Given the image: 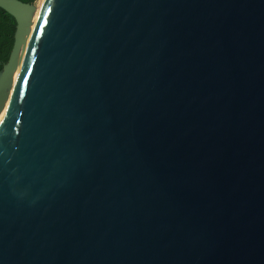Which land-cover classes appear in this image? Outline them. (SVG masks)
<instances>
[{"label":"water","instance_id":"obj_1","mask_svg":"<svg viewBox=\"0 0 264 264\" xmlns=\"http://www.w3.org/2000/svg\"><path fill=\"white\" fill-rule=\"evenodd\" d=\"M0 7V264H264V0Z\"/></svg>","mask_w":264,"mask_h":264},{"label":"trees","instance_id":"obj_2","mask_svg":"<svg viewBox=\"0 0 264 264\" xmlns=\"http://www.w3.org/2000/svg\"><path fill=\"white\" fill-rule=\"evenodd\" d=\"M33 3L35 0H22ZM16 20L12 14L0 7V70L7 62L14 43Z\"/></svg>","mask_w":264,"mask_h":264},{"label":"bare ground","instance_id":"obj_3","mask_svg":"<svg viewBox=\"0 0 264 264\" xmlns=\"http://www.w3.org/2000/svg\"><path fill=\"white\" fill-rule=\"evenodd\" d=\"M41 2H42V0H37V4H36V5H37V8H36V10H35V13L33 14L32 20H31V24H30V27H29V33H30V31H31V29H32V27H33L34 22H35V16H36L37 11H38V9H39V7H40V5H41ZM28 37H29V34H27L26 37H25V44H24V47H25V45H26V43H27V41H28ZM21 56H22V55H21ZM21 58H22V57H20V59H19V63L17 64V67H16V69L14 70V72H13V74H12V84H11V88H12V86L15 85V83H16V81H17V78H18V76H19V70H20ZM11 88H10V89H11ZM9 91H10V90H9ZM10 97H11V96H10ZM8 102H9V94H8V98H7V100H6V103H5V105H4L3 109H2V111L0 112V125L2 124V122H3L4 119H5L6 112H7V108H8Z\"/></svg>","mask_w":264,"mask_h":264},{"label":"rangeland","instance_id":"obj_4","mask_svg":"<svg viewBox=\"0 0 264 264\" xmlns=\"http://www.w3.org/2000/svg\"><path fill=\"white\" fill-rule=\"evenodd\" d=\"M34 2H35V4H37V0H35ZM36 6H37V5H36ZM13 87H14V86H12V88H11L10 91H9V99H10V96H11V93H12V89H13Z\"/></svg>","mask_w":264,"mask_h":264}]
</instances>
